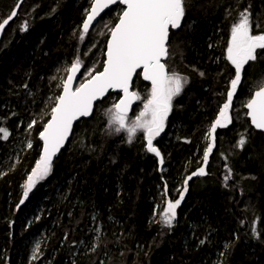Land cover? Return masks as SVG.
I'll list each match as a JSON object with an SVG mask.
<instances>
[{
    "label": "trees",
    "instance_id": "16d2710c",
    "mask_svg": "<svg viewBox=\"0 0 264 264\" xmlns=\"http://www.w3.org/2000/svg\"><path fill=\"white\" fill-rule=\"evenodd\" d=\"M18 1L0 0V22ZM91 2L25 0L0 38V127L10 133L0 134V264H264V133L253 129L245 108L264 80V50L245 66L231 123L216 129L214 141L208 136L235 76L226 58L231 26L248 8L254 34L264 30V0H188L183 26L169 38V72L189 82L154 141L163 169L143 135L129 143L107 129L104 105L120 97L111 92L75 125L49 175L24 196L66 66L78 55L101 71L109 28L124 8L112 7L81 40ZM139 76L133 88L146 96L150 86ZM201 167L205 175L192 176ZM181 192L169 227L167 202Z\"/></svg>",
    "mask_w": 264,
    "mask_h": 264
},
{
    "label": "snow or ice",
    "instance_id": "6c2138e0",
    "mask_svg": "<svg viewBox=\"0 0 264 264\" xmlns=\"http://www.w3.org/2000/svg\"><path fill=\"white\" fill-rule=\"evenodd\" d=\"M188 0H92L90 10H86V19L83 22L80 39L84 40L93 22L106 9L117 3L124 5L118 16V22L109 28L110 38L107 42L106 60L102 71L88 70V76L73 89L72 83L82 67L79 57L71 64L70 74L62 82V93L55 98V106L51 109V118L39 133L43 141V149L39 160L27 178L24 196L40 180L47 177L52 168L53 157L60 151L72 130L73 121L79 117L90 115L95 101L104 97L109 90L119 89L123 95L108 110L109 123L116 125L115 131L127 132V140L133 142L138 132L143 133L146 141V151L160 156L158 148L153 144L155 137L164 130L165 121L172 110L173 98L181 94L189 82L186 76L178 72L169 73L167 60L169 52L170 29L177 30L185 17ZM22 0L17 3L13 11L0 22V30L17 15V9ZM107 28L108 25H105ZM28 28L27 22L21 30ZM259 29V25H256ZM257 50H264V30L254 34L251 12L245 8L231 26L230 39L226 49V58L234 66L235 76L230 81V90L227 92V101L221 107L216 120L208 130V136L214 141V133L218 127H225L231 123L229 110L238 85L242 82L245 66L257 59ZM142 69L145 81L151 84L147 98H142L138 91L132 90L134 76L140 75ZM94 72V74H92ZM203 75V73H201ZM27 87V85H25ZM143 104L142 110L134 119L129 118V112L134 102ZM247 115L252 125L264 130V80L258 83L250 100L246 103ZM37 122L29 124L31 129ZM3 138L9 136L6 128L0 127ZM246 143L244 136L238 141L240 147ZM28 147H31L29 142ZM212 151L209 144L204 153V162ZM163 163V160H161ZM195 175H205L201 167ZM192 177L185 180V186ZM231 178V170L225 176V181ZM187 188L185 187V191ZM184 198L181 192L180 199L167 202L163 215V223L171 226L176 218V209ZM23 203V201H21ZM256 233V229H253ZM203 243V241H201ZM38 247V246H37ZM224 247L227 249L228 244ZM223 255V253L221 254ZM36 258L35 252L33 259Z\"/></svg>",
    "mask_w": 264,
    "mask_h": 264
},
{
    "label": "water",
    "instance_id": "95a60500",
    "mask_svg": "<svg viewBox=\"0 0 264 264\" xmlns=\"http://www.w3.org/2000/svg\"><path fill=\"white\" fill-rule=\"evenodd\" d=\"M25 0H22V3L24 2ZM18 2H20V0L18 1ZM22 3H20V6L22 5ZM117 4H119V3H117ZM116 4V5H117ZM116 5H112V6H110V8L109 9H111L112 7H114V6H116ZM122 5V4H121ZM123 7H125L124 5H122ZM20 8V7H19ZM19 8L17 9V12H18V10H19ZM109 9H106L103 13H101V16L100 17H98L97 18V20L96 21H94L93 22V25L90 27V30L92 29V27L96 24V22L109 10ZM90 10V9H89ZM17 16V15H16ZM15 16V17H16ZM15 17L12 19V20H14L15 19ZM184 19H185V17L183 18V20H182V22H181V27L179 28V29H177V30H171L170 29V33H171V31H178V30H180L181 28H182V26H183V23H184ZM11 20V21H12ZM10 21V22H11ZM10 22L5 26V28L3 29V30H0V38H1V36H2V34H3V32H4V30L7 28V26L10 24ZM82 25H83V23H82ZM89 30V31H90ZM109 38H110V36H109ZM109 40V39H108ZM106 51H107V46H106ZM106 51H105V60H106ZM105 62V61H104ZM103 70V69H102ZM142 70V69H141ZM139 71V70H138ZM80 73H81V69H80V71L78 72V73H76V76L74 77V79H73V83H72V87H73V89L75 88V85H76V83H77V79H78V77L80 76ZM70 74V72L68 73V75ZM134 78H135V76H134ZM142 78H143V76H142ZM66 79H67V77H66ZM65 79V80H66ZM145 81V80H144ZM146 82H148L149 84H150V82L149 81H146ZM132 90H133V88H132ZM258 90V89H257ZM256 91V90H255ZM254 91V92H255ZM110 92H120L122 95H123V93L119 90V89H116V90H109L106 94H105V96L104 97H102V98H100L99 100H97V101H95L94 102V104H93V111L90 113V115H88V116H85V117H79L77 120H75V121H73V124H72V130H71V132H70V134H69V136H68V139L65 141V143H64V145L61 147V149H60V151L56 154V156H54L53 157V160H52V165H53V163H54V161L56 160V158L61 154V152L67 147V145H68V142H69V140H70V138H71V136H72V134H73V130H74V127H75V125L80 121V120H83V119H86V118H90L92 115H93V112H94V110H95V105L97 104V102H99V101H101V100H103L104 98H106L107 96H108V94L110 93ZM254 92H253V94H254ZM61 93H62V91H61ZM60 93V94H61ZM253 94H252V96H253ZM121 95V96H122ZM252 96H251V98H252ZM250 98V99H251ZM249 99V100H250ZM118 102V101H117ZM136 103H137V101L136 102H134V104L132 105V107H131V110H130V112H129V115L131 114V112H132V110H133V108H134V105H136ZM172 105H173V102H172ZM245 108H246V106H245ZM246 111L248 112V109L246 108ZM170 113H171V111L169 112V114H168V117H167V119H166V121H165V126H164V130L160 133V135L159 136H161L163 133H165V131H166V129H167V121H168V118H169V116H170ZM247 117H248V115H247ZM50 118H51V116H50ZM49 118V119H50ZM248 119H249V121H250V124H251V126L253 127V129L254 130H256V131H258V132H262V133H264V130H261V129H257V128H255V126L254 125H252V123H251V120H250V118L248 117ZM159 136H157V137H155V139H154V141L159 137ZM41 140V139H40ZM154 141H153V144H154ZM41 143H42V146H41V153H42V149H43V141L41 140ZM155 146V145H154ZM156 147V146H155ZM156 148H158V147H156ZM159 150V149H158ZM159 152H160V150H159ZM41 153H40V156H41ZM153 154H155V153H153ZM40 158V157H39ZM157 158H158V161H159V167H160V169H163L164 168V159H163V156H162V153L160 152V156H157ZM39 160V159H38ZM161 160H163V163H161Z\"/></svg>",
    "mask_w": 264,
    "mask_h": 264
},
{
    "label": "rangeland",
    "instance_id": "374dc122",
    "mask_svg": "<svg viewBox=\"0 0 264 264\" xmlns=\"http://www.w3.org/2000/svg\"><path fill=\"white\" fill-rule=\"evenodd\" d=\"M99 22V21H98ZM97 22V23H98ZM98 27H95V26H93L92 27V29H93V31H96V29H97ZM91 29V30H92ZM90 30V31H91ZM89 31V32H90ZM3 35V34H2ZM2 37V36H1ZM77 57H78V55L75 57V58H73L72 59V62L73 61H75L76 59H77ZM169 59V58H168ZM70 67H71V65H68V66H66V71H67V73H66V75H65V78H64V80L66 79V76L68 75V73H69V69H70ZM89 69H94L95 71L96 70H98V66L96 65V63H95V65H94V63H93V65H90V66H84L83 65V63H82V74H81V78L79 79V82H78V85H77V87L79 86V84L81 83V82H83L84 80H85V78H86V76H88V70ZM92 74H94V72L92 73ZM63 80V81H64ZM60 84H61V81H60ZM62 90V89H61ZM150 91V88L148 89V92ZM61 93V92H60ZM182 93V92H181ZM119 98L120 97H118V98H116L115 100H114V102H113V104L115 103V102H117L118 100H119ZM142 98H144V99H146L147 98V95L146 96H142ZM174 99H175V97L173 98V102H174ZM100 102V101H99ZM99 102H97V103H99ZM140 102V101H139ZM113 104L112 105H110L109 104V102H107L105 105H104V117H105V123H106V127H107V129H109L110 131H112V133L113 134H115V135H117L116 133V131H115V127H116V125H114V124H110L109 123V115H108V110L109 109H111L112 108V106H113ZM140 104H141V102H140ZM142 108H143V104L141 105V106H139L138 107V109L134 112V113H132V114H130L129 115V118L130 119H134L135 118V116L142 110ZM121 133H123L126 137H127V132L125 131V130H121L120 131ZM140 135H143V133H142V131L141 132H138L137 133V135H136V137L134 138V139H136L137 137H139ZM72 137V136H71ZM143 137H144V135H143ZM28 138H24V143H25V141L27 140ZM71 139V138H70ZM133 139V140H134ZM144 139H145V137H144ZM29 141V140H28ZM30 143H31V140H30ZM26 144H29V142L28 143H26ZM14 150H16V148H12L10 151H14ZM7 162H8V164H10L11 163V161L9 160V159H7L6 160ZM38 183V182H37ZM36 183V184H37ZM35 184V185H36ZM34 185V186H35ZM33 186V187H34ZM33 189V188H32ZM31 189V190H32ZM39 202V201H38ZM35 211L37 212L38 211V206H35ZM27 214V213H26ZM33 214V213H32ZM32 214H31V216H32ZM19 228H20V225H19ZM92 230H91V232H92V234L94 235V237H93V239H94V242H96V240H97V238H98V234H99V229H97V228H93V226H92V228H91ZM35 237V236H34ZM33 237V238H34ZM32 245H34V241H33V244H31V250H32ZM95 245H93V247H94Z\"/></svg>",
    "mask_w": 264,
    "mask_h": 264
},
{
    "label": "flooded vegetation",
    "instance_id": "af4514ba",
    "mask_svg": "<svg viewBox=\"0 0 264 264\" xmlns=\"http://www.w3.org/2000/svg\"><path fill=\"white\" fill-rule=\"evenodd\" d=\"M89 33V32H88ZM169 52L171 53V49L169 48ZM168 58H170V55H169V57ZM167 67H168V65H167ZM170 69H169V67H168V71H169ZM141 73V72H140ZM170 73V72H169ZM138 77V75L134 78V80H136V78ZM141 79H142V77H141V74H140V76H139ZM134 80H133V85H132V87H134ZM142 81L147 85V87H144V88H148L150 85H149V83L148 82H146V81H144L143 79H142ZM141 83V82H140ZM134 89H136V88H134Z\"/></svg>",
    "mask_w": 264,
    "mask_h": 264
}]
</instances>
